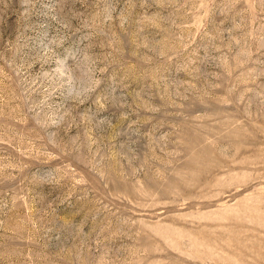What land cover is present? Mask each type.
Segmentation results:
<instances>
[{
	"label": "rangeland",
	"instance_id": "374dc122",
	"mask_svg": "<svg viewBox=\"0 0 264 264\" xmlns=\"http://www.w3.org/2000/svg\"><path fill=\"white\" fill-rule=\"evenodd\" d=\"M0 264H264V0H0Z\"/></svg>",
	"mask_w": 264,
	"mask_h": 264
}]
</instances>
